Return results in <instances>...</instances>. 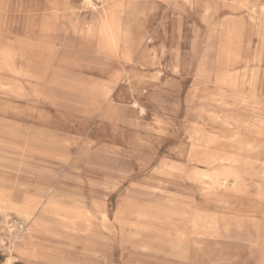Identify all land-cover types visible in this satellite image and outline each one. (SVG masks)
Wrapping results in <instances>:
<instances>
[{
    "label": "rangeland",
    "instance_id": "1",
    "mask_svg": "<svg viewBox=\"0 0 264 264\" xmlns=\"http://www.w3.org/2000/svg\"><path fill=\"white\" fill-rule=\"evenodd\" d=\"M92 1L0 0V264H264V0Z\"/></svg>",
    "mask_w": 264,
    "mask_h": 264
},
{
    "label": "bare ground",
    "instance_id": "2",
    "mask_svg": "<svg viewBox=\"0 0 264 264\" xmlns=\"http://www.w3.org/2000/svg\"><path fill=\"white\" fill-rule=\"evenodd\" d=\"M103 5V12H101V15L100 17H95L94 19V23H91L88 27H87V33L89 35H93V37L97 36L99 37L98 39H102L106 46L108 47V49L110 50H117L118 47H119V37H120V32H121V28H120V24L116 22V18H115V15L116 12L112 11L111 9V4L114 2V0H99ZM109 1V3L107 4L106 6V3ZM86 3L90 4L92 3V5H94L93 1L92 0H85ZM84 2V3H85ZM182 3V2H181ZM244 4V3H243ZM118 6V5H117ZM120 6V5H119ZM94 7V6H93ZM99 7V6H98ZM116 7V6H115ZM154 7V6H153ZM96 8V7H95ZM97 9V8H96ZM100 10V9H99ZM145 12V11H144ZM143 13V12H142ZM141 15V13H139ZM119 15V13H118ZM139 16V15H138ZM119 17V16H118ZM122 25V24H121ZM260 28V27H259ZM124 31V30H123ZM87 34V35H88ZM87 37V36H86ZM91 38V37H90ZM149 38V37H148ZM96 42V41H95ZM157 42V41H156ZM125 44V43H124ZM140 45V44H139ZM147 45V44H146ZM140 47V46H139ZM138 47V48H139ZM147 50V49H146ZM129 51V50H128ZM133 51V49H132ZM151 52V50H150ZM133 55V54H132ZM154 56V55H153ZM148 57V56H147ZM130 58H132L130 56ZM142 58V57H141ZM149 59V58H148ZM145 61V60H144ZM125 62V61H124ZM127 64V63H126ZM147 64V63H146ZM140 66V65H139ZM115 69V68H114ZM122 70V69H121ZM127 70V69H126ZM113 71V69H112ZM125 72V71H124ZM129 72V71H128ZM130 73V72H129ZM135 73V72H134ZM110 75V74H109ZM154 75V74H153ZM238 75V74H237ZM125 76V74H124ZM156 76V75H155ZM117 77V76H116ZM118 78V77H117ZM118 80V79H117ZM125 81V80H124ZM19 82V81H18ZM100 82V81H99ZM108 82V81H107ZM110 82V81H109ZM111 83V82H110ZM98 84V83H97ZM102 84V83H101ZM99 85V84H98ZM105 85V83H104ZM113 85H115V83L113 82ZM112 85V86H113ZM106 86H108V83H106ZM104 87V86H103ZM19 88V87H18ZM17 93V92H16ZM108 95V94H107ZM107 97V96H106ZM109 97V96H108ZM107 97V98H108ZM135 102V101H134ZM144 106V105H143ZM140 107V106H139ZM146 109V108H145ZM207 109V108H206ZM212 110V109H211ZM215 110V109H214ZM217 110V109H216ZM219 112V110H218ZM146 113V112H145ZM199 113V112H198ZM220 113V112H219ZM222 116V115H221ZM200 117V116H199ZM223 117H225L223 115ZM212 118V117H211ZM114 119V118H113ZM118 119V118H117ZM198 119V118H197ZM226 120V119H225ZM205 121V120H204ZM214 121V120H213ZM203 122V120H202ZM205 123V122H204ZM203 123V124H204ZM221 123V122H220ZM188 124V123H187ZM196 124V123H195ZM223 125V123H221ZM198 126V125H197ZM206 126H207V123H206ZM196 127V126H195ZM199 127V126H198ZM228 127V126H227ZM194 128V127H193ZM188 129V128H187ZM192 129V128H191ZM206 129V128H205ZM208 130V129H207ZM206 133V132H205ZM189 134V133H188ZM194 139H193V145L194 146H198L200 147L204 145L205 142H203V138H202V135L200 134V131L197 129V130H194ZM192 134V135H193ZM216 134V133H215ZM205 135V134H204ZM219 135V134H218ZM222 135V134H221ZM220 135V137H221ZM224 136V134H223ZM231 136V135H230ZM204 137V136H203ZM227 137V135H226ZM229 137V135H228ZM208 138V137H207ZM214 140V139H213ZM191 141V140H190ZM206 141V140H205ZM209 142V141H207ZM215 144H216V140H215ZM214 144V145H215ZM218 144V143H217ZM212 145V144H211ZM205 146V145H204ZM199 149H202L201 147ZM195 152V151H194ZM195 154V153H194ZM193 154V155H194ZM198 154V153H197ZM196 154V155H197ZM197 157V156H196ZM198 158V157H197ZM201 159V158H200ZM208 159V157H207ZM206 159V160H207ZM211 160L209 162H216L217 159H212L210 158ZM64 161V160H63ZM201 162V160H199ZM203 161V160H202ZM210 164V163H209ZM128 165V164H127ZM129 166V165H128ZM145 166V164H144ZM161 169V168H160ZM158 170V168H157ZM207 170V169H206ZM2 172V171H1ZM7 172V171H6ZM207 172V171H206ZM214 172V171H213ZM217 172V171H216ZM3 176V175H2ZM203 180H207V179H210L213 183H214V176L210 175V174H207V173H203ZM8 177V176H7ZM231 179L233 180H236V178H233L231 175L229 174H224V175H221L220 177H218V185H216V187H225L227 185H229V183H231ZM4 180V179H3ZM208 183V182H207ZM235 183V182H234ZM234 183H233V186H234ZM4 184V183H3ZM215 187V186H214ZM228 187V186H227ZM226 187V188H227ZM155 189V188H154ZM4 190V189H3ZM2 193V191H1ZM10 194V193H9ZM48 194V193H47ZM44 202V201H43ZM11 203V202H10ZM52 203V201H51ZM54 204V203H52ZM15 206V204H13ZM12 203H11V206H13ZM45 205V203H44ZM8 206V204H7ZM17 206V205H16ZM17 208V207H16ZM38 208V207H37ZM9 209V208H8ZM39 209V208H38ZM37 209V210H38ZM36 210L34 212H27L26 213V218L29 220H32V219H36ZM58 214L61 215V213L58 212ZM35 222H37V220H34ZM10 222V221H9ZM5 223V222H4ZM35 224V223H34ZM38 226V225H37ZM30 227V226H29ZM28 227V228H29ZM39 227V226H38ZM1 228V227H0ZM32 228V227H31ZM43 228V227H42ZM45 229V228H43ZM47 230V228H46ZM44 231V230H43ZM50 231V230H48ZM53 231V230H52ZM2 232V231H1ZM22 230L21 228L20 229H17L14 228L13 226H10L8 225V228H7V231L5 230V233H6V238L7 240L9 241V247H8V251L10 252L11 254V258L9 257L7 260H8V264H12V260L15 258L13 256L14 252H16L20 257H23L25 258L27 261H29L30 259H32L33 257H35V254L28 250L26 248V241L24 242L22 240ZM51 232V231H50ZM29 234V233H28ZM37 234V233H36ZM56 234V233H54ZM221 235V234H220ZM58 236V235H57ZM212 238V237H211ZM216 238V237H215ZM69 245V244H68ZM56 249V248H55ZM53 250V249H52ZM28 263V262H27Z\"/></svg>",
    "mask_w": 264,
    "mask_h": 264
}]
</instances>
